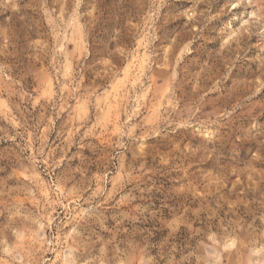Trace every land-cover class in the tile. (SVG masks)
Wrapping results in <instances>:
<instances>
[{"label":"rangeland","instance_id":"1","mask_svg":"<svg viewBox=\"0 0 264 264\" xmlns=\"http://www.w3.org/2000/svg\"><path fill=\"white\" fill-rule=\"evenodd\" d=\"M0 264H264V0H0Z\"/></svg>","mask_w":264,"mask_h":264},{"label":"bare ground","instance_id":"2","mask_svg":"<svg viewBox=\"0 0 264 264\" xmlns=\"http://www.w3.org/2000/svg\"><path fill=\"white\" fill-rule=\"evenodd\" d=\"M142 61V60H141ZM134 64V63H133Z\"/></svg>","mask_w":264,"mask_h":264}]
</instances>
